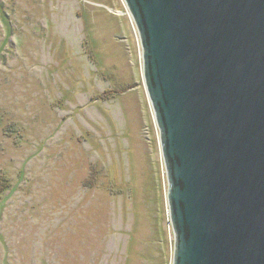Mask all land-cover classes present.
<instances>
[{
  "label": "rangeland",
  "instance_id": "rangeland-1",
  "mask_svg": "<svg viewBox=\"0 0 264 264\" xmlns=\"http://www.w3.org/2000/svg\"><path fill=\"white\" fill-rule=\"evenodd\" d=\"M160 132L124 0H0V264H173Z\"/></svg>",
  "mask_w": 264,
  "mask_h": 264
},
{
  "label": "water",
  "instance_id": "water-1",
  "mask_svg": "<svg viewBox=\"0 0 264 264\" xmlns=\"http://www.w3.org/2000/svg\"><path fill=\"white\" fill-rule=\"evenodd\" d=\"M160 132L173 264H264V0H124Z\"/></svg>",
  "mask_w": 264,
  "mask_h": 264
}]
</instances>
